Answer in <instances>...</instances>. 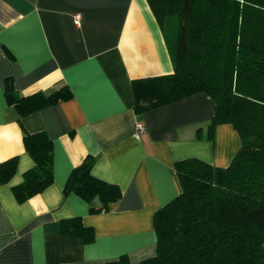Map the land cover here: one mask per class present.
Returning <instances> with one entry per match:
<instances>
[{"label": "crops", "instance_id": "crops-1", "mask_svg": "<svg viewBox=\"0 0 264 264\" xmlns=\"http://www.w3.org/2000/svg\"><path fill=\"white\" fill-rule=\"evenodd\" d=\"M170 71L164 26L147 0H0V162L16 158L0 182V264H105L121 254L138 264L154 254V213L180 191L174 161L226 166L241 143L231 123L207 136L214 102L205 92L137 116L132 80ZM7 82L22 95L63 86L70 95L20 115L5 97ZM137 119L145 130L135 138ZM24 130L50 137L53 178L19 201L11 187L33 164ZM86 156L95 176L120 187L105 210L90 209L97 198L64 192ZM71 216L93 228L92 241L61 232Z\"/></svg>", "mask_w": 264, "mask_h": 264}, {"label": "trees", "instance_id": "trees-1", "mask_svg": "<svg viewBox=\"0 0 264 264\" xmlns=\"http://www.w3.org/2000/svg\"><path fill=\"white\" fill-rule=\"evenodd\" d=\"M164 26L172 71L132 80L134 110L145 111L197 92L214 102L206 134L231 123L241 143L230 163L213 165L197 156L174 161L180 191L153 216L155 252L138 264H264V0H147ZM7 101L20 115L68 97L63 86L48 93L15 92L9 82ZM22 141L33 164L12 185L16 199L41 191L53 178V148L44 130H24ZM86 156L68 175L64 192L105 210L121 196L117 183L91 172ZM16 158L0 162V182L15 171ZM62 233L85 242L94 230L79 216L60 221ZM105 264H130L119 257Z\"/></svg>", "mask_w": 264, "mask_h": 264}, {"label": "built area", "instance_id": "built-area-1", "mask_svg": "<svg viewBox=\"0 0 264 264\" xmlns=\"http://www.w3.org/2000/svg\"><path fill=\"white\" fill-rule=\"evenodd\" d=\"M73 20H74L75 24H79V22H80V14L76 13L74 15V17H73ZM144 130H145L144 122L141 119H137V121L135 122V129H134V132H133V136L135 138H138L139 134L141 132H143Z\"/></svg>", "mask_w": 264, "mask_h": 264}]
</instances>
